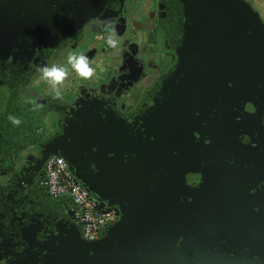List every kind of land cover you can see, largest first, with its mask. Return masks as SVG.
<instances>
[{"label":"flooded vegetation","instance_id":"1","mask_svg":"<svg viewBox=\"0 0 264 264\" xmlns=\"http://www.w3.org/2000/svg\"><path fill=\"white\" fill-rule=\"evenodd\" d=\"M106 17L118 48L97 38ZM70 52L96 72L85 80L70 70L56 99L40 69ZM33 100L43 107L33 111ZM139 144L152 147L153 219L166 225L170 261L264 264V9L253 0H0V189L26 185L36 167L47 189L49 155L104 174L98 161L116 150L118 173L133 175ZM0 204L1 242L10 218Z\"/></svg>","mask_w":264,"mask_h":264},{"label":"water","instance_id":"2","mask_svg":"<svg viewBox=\"0 0 264 264\" xmlns=\"http://www.w3.org/2000/svg\"><path fill=\"white\" fill-rule=\"evenodd\" d=\"M133 146L143 150L138 157L127 160L137 165L133 175L126 171L118 173L121 167H126L116 165L117 158L123 163V156L116 150H113L115 158L98 161V169L108 168L105 170L109 173L88 172L87 161L69 160L76 177L97 198L99 206H115L121 216L117 223L106 228L100 239L87 240L82 236L76 209L49 195L38 167L26 185L16 181L1 187L0 199L6 208L3 211L10 221L5 240L0 242V264H174V255L170 261L166 253L170 241L166 225L161 226L153 219L158 204L152 203L150 191L152 147ZM124 179V186L119 187L118 183ZM1 210L0 216H4ZM115 240L120 241L119 245L109 249ZM106 250L110 252L104 253Z\"/></svg>","mask_w":264,"mask_h":264},{"label":"built area","instance_id":"3","mask_svg":"<svg viewBox=\"0 0 264 264\" xmlns=\"http://www.w3.org/2000/svg\"><path fill=\"white\" fill-rule=\"evenodd\" d=\"M46 186L49 195L56 199L69 198L82 222L81 233L87 240L98 239L117 219L114 208L99 206L97 198L76 177L67 160L51 155L45 163Z\"/></svg>","mask_w":264,"mask_h":264},{"label":"clouds","instance_id":"4","mask_svg":"<svg viewBox=\"0 0 264 264\" xmlns=\"http://www.w3.org/2000/svg\"><path fill=\"white\" fill-rule=\"evenodd\" d=\"M105 28L97 35L98 39H105L106 44L110 48H118L120 41L118 39V33L114 22L110 18H104L103 21ZM75 71L79 77L85 80L91 79L96 72V69L92 66L91 59L84 53H68L66 64H52L44 65L40 69L41 77L51 85L50 93L54 98L59 99L62 97V86L69 76V72ZM33 105V111H37L43 107L38 101H31ZM8 119L15 126H19L22 121L19 117L9 115Z\"/></svg>","mask_w":264,"mask_h":264},{"label":"rangeland","instance_id":"5","mask_svg":"<svg viewBox=\"0 0 264 264\" xmlns=\"http://www.w3.org/2000/svg\"><path fill=\"white\" fill-rule=\"evenodd\" d=\"M253 1L258 3L260 7L264 9V0H253Z\"/></svg>","mask_w":264,"mask_h":264},{"label":"crops","instance_id":"6","mask_svg":"<svg viewBox=\"0 0 264 264\" xmlns=\"http://www.w3.org/2000/svg\"><path fill=\"white\" fill-rule=\"evenodd\" d=\"M66 199H68V203L72 206L71 200H69V198H66Z\"/></svg>","mask_w":264,"mask_h":264},{"label":"trees","instance_id":"7","mask_svg":"<svg viewBox=\"0 0 264 264\" xmlns=\"http://www.w3.org/2000/svg\"><path fill=\"white\" fill-rule=\"evenodd\" d=\"M66 202L68 203V199H66ZM69 204V203H68Z\"/></svg>","mask_w":264,"mask_h":264}]
</instances>
